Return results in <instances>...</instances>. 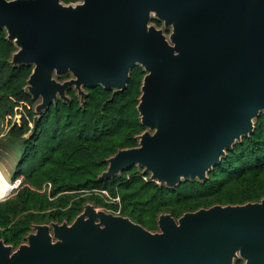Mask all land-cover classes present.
Wrapping results in <instances>:
<instances>
[{
    "label": "water",
    "instance_id": "95a60500",
    "mask_svg": "<svg viewBox=\"0 0 264 264\" xmlns=\"http://www.w3.org/2000/svg\"><path fill=\"white\" fill-rule=\"evenodd\" d=\"M0 27L12 64L33 66L38 115L69 88L82 102L85 87L123 91L144 68L146 130L99 180L134 165L170 188L206 180L264 113V0H0ZM157 225L88 202L72 222L34 224L16 248L0 239V264H264V198L161 213Z\"/></svg>",
    "mask_w": 264,
    "mask_h": 264
},
{
    "label": "trees",
    "instance_id": "16d2710c",
    "mask_svg": "<svg viewBox=\"0 0 264 264\" xmlns=\"http://www.w3.org/2000/svg\"><path fill=\"white\" fill-rule=\"evenodd\" d=\"M152 22L163 26L158 19ZM16 50L0 27L2 145L19 156L12 180L23 176L20 187L0 200V239L5 243L16 248L26 241L34 224L72 222L88 202L120 211L154 231L161 213L178 218L202 207L264 198L263 112L254 132L236 142L206 180H185L170 188L152 180L137 165L99 180L107 159L121 148L136 146L137 136L146 130L137 109L144 68L133 67L123 91L86 87L82 102L77 91L69 88L70 101L58 99L38 115L34 111L37 100L25 89L33 66L13 65ZM71 76L58 78L63 81ZM235 264L245 261L239 258Z\"/></svg>",
    "mask_w": 264,
    "mask_h": 264
},
{
    "label": "rangeland",
    "instance_id": "374dc122",
    "mask_svg": "<svg viewBox=\"0 0 264 264\" xmlns=\"http://www.w3.org/2000/svg\"><path fill=\"white\" fill-rule=\"evenodd\" d=\"M40 102V99L37 100V103ZM5 135V131L2 129V127H0V162L5 166V168L7 169L5 171L6 177L9 179L11 178L9 185H8V190L5 194V196H3L1 199L5 198L6 196L9 197L11 196L14 191H12V189H10L11 186V181H12V174L14 171V168L19 160V156L18 154L10 149H5L4 146L2 145V139L4 138ZM23 176H21L20 178H22ZM6 197V198H7Z\"/></svg>",
    "mask_w": 264,
    "mask_h": 264
},
{
    "label": "bare ground",
    "instance_id": "6f19581e",
    "mask_svg": "<svg viewBox=\"0 0 264 264\" xmlns=\"http://www.w3.org/2000/svg\"><path fill=\"white\" fill-rule=\"evenodd\" d=\"M7 170L5 168V166L0 162V198H2L3 196H5L7 190H8V185L9 182L11 180V178H7L5 171ZM15 185H13V183L11 182V186L10 189H13Z\"/></svg>",
    "mask_w": 264,
    "mask_h": 264
},
{
    "label": "built area",
    "instance_id": "2783aa9c",
    "mask_svg": "<svg viewBox=\"0 0 264 264\" xmlns=\"http://www.w3.org/2000/svg\"><path fill=\"white\" fill-rule=\"evenodd\" d=\"M0 127H1V125H0ZM22 180H23V177L22 178L19 177L15 181H13V180L11 181L13 183V185H15L14 188L12 189V191L17 190L20 187ZM103 192L107 193L106 191H103ZM118 200H119V198H116L115 201H118ZM112 212L117 213V214H121L120 211H112Z\"/></svg>",
    "mask_w": 264,
    "mask_h": 264
},
{
    "label": "flooded vegetation",
    "instance_id": "af4514ba",
    "mask_svg": "<svg viewBox=\"0 0 264 264\" xmlns=\"http://www.w3.org/2000/svg\"><path fill=\"white\" fill-rule=\"evenodd\" d=\"M168 30H169V32H167V31L165 32V35H166V36H170V34H171V33H170V29H168ZM136 65H139V64H136ZM136 65H135V66H136ZM132 69H133V68H132ZM132 69H131V71H132ZM130 75H131V72H130ZM85 88H86V87H85ZM73 89H75V88H73ZM75 90H76V89H75ZM76 91H77V90H76Z\"/></svg>",
    "mask_w": 264,
    "mask_h": 264
}]
</instances>
